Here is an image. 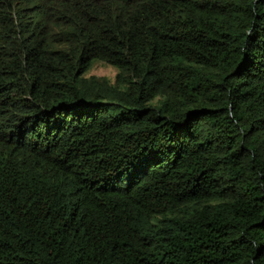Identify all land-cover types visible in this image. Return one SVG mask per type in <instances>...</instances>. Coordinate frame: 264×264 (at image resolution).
Instances as JSON below:
<instances>
[{"label":"trees","instance_id":"obj_1","mask_svg":"<svg viewBox=\"0 0 264 264\" xmlns=\"http://www.w3.org/2000/svg\"><path fill=\"white\" fill-rule=\"evenodd\" d=\"M0 264H264V0H0Z\"/></svg>","mask_w":264,"mask_h":264},{"label":"rangeland","instance_id":"obj_2","mask_svg":"<svg viewBox=\"0 0 264 264\" xmlns=\"http://www.w3.org/2000/svg\"><path fill=\"white\" fill-rule=\"evenodd\" d=\"M117 69L107 64L103 61H94L93 65L91 66L90 70L87 73V76L96 75L99 77H106L110 79L111 81H115Z\"/></svg>","mask_w":264,"mask_h":264}]
</instances>
